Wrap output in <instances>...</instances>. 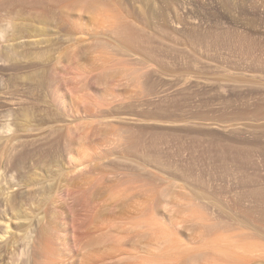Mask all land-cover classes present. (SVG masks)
<instances>
[{
  "label": "rangeland",
  "instance_id": "374dc122",
  "mask_svg": "<svg viewBox=\"0 0 264 264\" xmlns=\"http://www.w3.org/2000/svg\"><path fill=\"white\" fill-rule=\"evenodd\" d=\"M0 37L34 117L1 187L24 157L55 193L36 264H264V0H0Z\"/></svg>",
  "mask_w": 264,
  "mask_h": 264
},
{
  "label": "bare ground",
  "instance_id": "6f19581e",
  "mask_svg": "<svg viewBox=\"0 0 264 264\" xmlns=\"http://www.w3.org/2000/svg\"><path fill=\"white\" fill-rule=\"evenodd\" d=\"M1 38V37H0ZM8 49V48H7ZM9 52V51H8ZM2 60H3V58H2ZM10 61V60H9ZM19 68V67H18ZM10 81H13V80H10ZM24 81V80H23ZM37 81V80H36ZM22 82V81H21ZM26 82H29V81H26ZM31 82V81H30ZM29 82V83H30ZM33 82V81H32ZM3 83V82H2ZM44 83H45V81H44ZM43 83V84H44ZM1 84V83H0ZM20 84V83H19ZM23 84H25V83H22V86H23ZM3 85V89L1 88L0 89V101H3L6 105H12V108H7V109H5L4 111H3V115H2V117H4V118H7V120L10 118V121L11 122H5L4 124H1L2 126H1V128H0V131L1 132H3V134L4 133H6V132H8V133H10L11 134V130L13 129L14 130V132H13V134L11 135V136H8L6 139V141H8V142H12V141H14L15 142V140L17 139L16 138V136H15V134H16V132L18 133V131H24V130H27V129H29V127L31 126V122L33 121H31V118L33 119L34 117H32L33 115L31 114V112L29 111V108H26V105L24 104V101H23V99H22V95H24V94H22L21 95V93H18V90H16L18 87H17V85H16V89H15V83L12 85V84H8V83H3L2 84ZM27 85V84H26ZM36 85V84H35ZM21 87V86H20ZM24 88V87H23ZM39 87H37V89H38ZM54 88V87H53ZM52 88V89H53ZM27 89V88H26ZM29 89V88H28ZM27 89V90H28ZM25 90V89H24ZM54 90V89H53ZM35 91V90H34ZM42 91H44V90H42ZM57 92V91H56ZM22 93H23V91H22ZM27 93V92H26ZM33 93H35V92H33ZM45 93V92H44ZM55 93V92H54ZM37 94H38V92H37ZM62 95V94H61ZM46 96V95H45ZM28 97V96H27ZM42 97V96H41ZM65 97H66V95H65ZM56 97L54 96V98L53 99H55ZM61 98H63L62 96H61ZM69 98V97H68ZM83 98V97H82ZM39 99V98H38ZM41 99V98H40ZM45 99V98H44ZM25 100V99H24ZM43 100V99H42ZM41 100V101H42ZM59 100V99H58ZM82 100V99H81ZM26 101V100H25ZM51 101V100H50ZM57 101V100H56ZM64 101V100H63ZM27 102V101H26ZM33 102V101H32ZM38 102V101H37ZM58 102V101H57ZM60 102V101H59ZM62 102V101H61ZM1 103V102H0ZM29 103H30V101H29ZM29 103H28V105H29ZM47 103V102H46ZM66 103V102H65ZM69 103V102H68ZM1 104H3V103H1ZM61 104H63V103H61ZM24 105H25V108H24ZM55 105V104H54ZM69 104H67V106H68ZM29 106H31V104L29 105ZM52 106V105H51ZM58 106V105H57ZM64 106V105H63ZM3 107H5L4 105H3ZM11 107V106H10ZM28 107V106H27ZM60 107V106H59ZM19 108V109H18ZM66 108V107H65ZM4 109V108H3ZM33 109V108H32ZM34 110V109H33ZM70 110V109H69ZM49 111H50V109H49ZM53 111H54V109H53ZM52 111V112H53ZM65 111V110H64ZM46 112V111H45ZM52 112H50V115H57V116H60V114H59V112H58V114L56 113V114H51ZM55 112H56V110H55ZM66 112V111H65ZM72 113H73V111H72ZM40 114H42V113H40ZM47 114V112L45 113V115ZM35 115V114H34ZM38 115V114H37ZM50 115H46V116H50ZM52 116H50V117H52ZM40 117V116H39ZM54 117V116H53ZM3 118V119H4ZM0 119H2V118H0ZM5 121V120H4ZM46 122V121H45ZM65 125V124H64ZM35 127H39V125L38 126H36L35 125ZM50 127V126H49ZM60 127V126H59ZM30 128H33V126L32 127H30ZM40 128V127H39ZM38 129V128H37ZM63 129V128H62ZM12 130V131H13ZM35 130V129H34ZM29 131V130H28ZM57 131H58V129H57ZM25 132V131H24ZM27 132V131H26ZM25 132V133H26ZM36 132V131H35ZM56 132V131H55ZM20 133V132H19ZM21 133H23V132H21ZM53 134V133H52ZM1 137V136H0ZM54 137V136H53ZM55 138V137H54ZM20 139V138H19ZM52 139V138H51ZM58 139V138H57ZM56 139V140H57ZM61 139V138H60ZM18 140V139H17ZM48 140V139H47ZM46 140V141H47ZM59 140V139H58ZM50 141V140H49ZM54 141V140H53ZM13 142V143H14ZM24 142V141H23ZM51 142V141H50ZM25 143V142H24ZM46 144V143H45ZM44 144V145H45ZM56 144V143H55ZM48 145V144H47ZM56 146V145H55ZM22 147V146H21ZM41 147H43L42 145H41ZM51 148V147H50ZM42 149V148H41ZM57 149V148H56ZM6 150H8L7 148H6ZM22 150H24V148L22 147ZM38 150V149H37ZM40 150V149H39ZM49 150V149H48ZM47 150V151H48ZM6 152V151H5ZM4 152V153H5ZM27 152V151H26ZM22 155H24L23 153H21ZM20 154V155H21ZM48 154H50L49 152H48ZM2 155V154H1ZM27 155H29V154H27ZM39 156V155H38ZM51 156V155H50ZM2 157H4L3 155H2ZM1 157V158H2ZM7 157V156H6ZM30 158H31V156H30ZM47 158V157H46ZM37 159H38V157H37ZM53 159V158H52ZM32 160V159H31ZM40 160V159H39ZM46 160V159H45ZM44 160V161H45ZM55 160V159H54ZM54 160H52V161H54ZM49 161H50V158H49ZM49 161H47V163L49 162ZM1 162H2V159H1ZM7 162H10L11 163V167L12 168H14V170L16 169L17 170V172H19V182H18V184H20V185H22V187L25 189V190H27L26 192H22L21 190L19 191H16V192H14L13 190V187L15 186V185H12V186H6V188L4 189L3 188V186L1 187V180H0V208H2L1 210L2 211H0V227H1V229H2V231L0 232V260H1V258H2V256H3V251H5V248L7 247V246H9V245H14V244H16V243H22V245H21V247H22V250L20 251V252H13L12 254H11V258H10V260H11V264H18V258L19 257H26V259H23V258H20L21 259V262H20V264H31L30 263V258H32V263L33 264H36V261H35V256L34 255H32V257L30 256V255H28V250H26L27 249V247H29V233H32V232H34V224H32V219H29L27 216H26V214H27V212L26 213H23V212H25V208H28L27 206L29 205V207L30 206H32V205H35L34 206V211L36 210V208H37V210H40L41 208L43 209L44 208V210L45 209H47V210H45L44 211V213L42 214V216L41 215H39V217H38V215H35V213L34 214H32V216H33V218H35V219H37V223H39V224H43V222H44V220H45V218L46 217H48V206L51 204V202H50V199H51V196L52 195H55V193L54 194H52V184H46V186H40V187H38L40 184V182H43V183H46V182H48L47 181V179H50V177H49V174H47L48 176H46V174H44V173H41V174H44V175H40V174H37V173H34V172H40V170L42 171V169L43 168H45V167H41V169H39V167H35V166H37V165H39L38 164V162H37V160L35 161H33V163L31 164V166H33V168L35 169H38V171L36 170V171H34L33 170V175H31V173L28 175V169L26 170V164H27V160L24 158V157H22V158H16L13 162H11V160H8ZM42 161H40V163H41ZM45 163V162H44ZM44 163H42V165L44 164ZM49 164V163H48ZM41 166V165H40ZM45 166H47V165H45ZM11 168V169H12ZM33 168H31V169H33ZM13 170V169H12ZM23 170H26L27 171V178L25 177L26 175H22V171ZM48 171L49 170H47L46 171V173H48ZM50 171H51V169H50ZM38 172V173H39ZM25 173V172H24ZM18 174V173H17ZM31 175V176H30ZM52 175V174H51ZM24 177L26 178V180H24ZM16 178V177H15ZM45 179H46V181H45ZM51 180H52V178H51ZM10 181V180H9ZM45 181V182H44ZM16 182V181H15ZM51 182V181H50ZM56 183V182H55ZM6 184H8V183H6ZM42 184V183H41ZM17 185V184H16ZM19 186V185H18ZM13 189V190H12ZM12 190V192H10ZM57 190H58V188H57ZM56 191V190H55ZM54 191V192H55ZM57 193V192H56ZM55 197V196H54ZM40 198V199H39ZM55 199V198H54ZM58 201V200H57ZM50 203V204H49ZM53 203V202H52ZM49 204V205H48ZM52 207H53V205H52ZM31 208V207H30ZM29 209V208H28ZM51 210V209H50ZM29 211H31V210H29ZM33 211V210H32ZM31 211V212H32ZM33 211V212H34ZM53 211V210H52ZM30 212V213H31ZM56 212V211H55ZM38 213H40V211L38 212ZM38 213H36V214H38ZM25 214V215H24ZM11 215V217H9L8 219H6L8 216H10ZM28 215V214H27ZM30 215V214H29ZM35 215V216H34ZM60 215V214H59ZM41 216V217H40ZM49 216L51 217V221L54 219L53 218V214H49ZM50 217H48L49 218V220H50ZM47 218V219H48ZM53 218V219H52ZM9 221H11V222H14V226H12L13 225V223H12V225L11 224H9ZM35 221V220H34ZM59 221V220H58ZM10 222V223H11ZM51 224H53L52 222H51ZM48 227H50V225H47V226H43L42 228H40L41 230H39V232H38V234L41 236L44 232H45V230L47 231V229H48ZM11 228H13L14 230L13 231H15L14 233H15V235H13L12 234V229ZM62 232V231H61ZM46 234V233H45ZM44 235V234H43ZM37 236V235H36ZM39 238H41V237H39ZM38 241L40 242V240L38 239ZM35 244V243H34ZM221 244V243H220ZM12 245V246H13ZM38 245V244H37ZM41 245V244H40ZM35 246V245H34ZM20 248V247H19ZM37 248V247H36ZM247 249V248H246ZM44 250V249H43ZM249 251V250H248ZM34 253V252H33ZM36 253V252H35ZM44 253V252H43ZM241 253V252H240ZM243 253H246V252H243ZM250 253H252V252H250ZM36 258H37V256H36ZM38 259V258H37ZM38 264H39V262H38Z\"/></svg>",
  "mask_w": 264,
  "mask_h": 264
}]
</instances>
